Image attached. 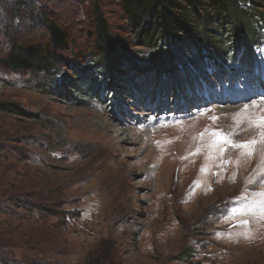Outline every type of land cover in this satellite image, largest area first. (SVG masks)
<instances>
[{
    "label": "rangeland",
    "instance_id": "374dc122",
    "mask_svg": "<svg viewBox=\"0 0 264 264\" xmlns=\"http://www.w3.org/2000/svg\"><path fill=\"white\" fill-rule=\"evenodd\" d=\"M50 3L57 27L31 21V38L51 53V73L9 67L0 36V102L16 108L0 110V255L22 264H264V35L248 67L227 61L223 38L222 62L191 48L199 66L156 70L119 0ZM97 9L128 57L89 61ZM220 112V128L194 137L203 146L187 153L184 125H173L207 129Z\"/></svg>",
    "mask_w": 264,
    "mask_h": 264
},
{
    "label": "trees",
    "instance_id": "16d2710c",
    "mask_svg": "<svg viewBox=\"0 0 264 264\" xmlns=\"http://www.w3.org/2000/svg\"><path fill=\"white\" fill-rule=\"evenodd\" d=\"M237 2L245 9L238 7ZM119 3L137 45L150 50L148 65L156 70L170 66L175 70L177 61L194 63V68L199 66L200 55L192 58L191 48L203 49V54H207L205 58L210 55L222 62L225 52L216 43L222 42L223 38L231 40L228 53L232 55L225 59L233 64L245 60V67H248L250 61L255 62L254 48L264 35V0H119ZM50 4V0H0V36L4 46L8 47L5 56L9 67L41 74H49L55 69L48 49L31 38V21L48 30L57 27L56 16L48 9ZM237 13L243 17L239 24ZM95 14L94 46L98 55H89V61L106 60L107 64V59L128 57L118 49L100 10L97 9ZM213 23L220 29H210L208 26ZM236 25H241L240 31L236 30ZM196 36L199 42H204V48L195 47ZM54 37L60 42L65 40L55 33ZM0 110L13 111L16 108L0 102ZM21 207L31 210V205ZM0 262L22 264L12 252L2 253Z\"/></svg>",
    "mask_w": 264,
    "mask_h": 264
},
{
    "label": "bare ground",
    "instance_id": "6f19581e",
    "mask_svg": "<svg viewBox=\"0 0 264 264\" xmlns=\"http://www.w3.org/2000/svg\"><path fill=\"white\" fill-rule=\"evenodd\" d=\"M211 116L213 117V119H211L210 120V124L212 125L211 127L209 126L207 129L206 128H200V125L198 126V125H196L197 126V128H194V129H192V128H189V124H195V123H199V120H197V121H190V123H187V122H181V123H176V124H174L173 126H175V125H178V124H182V125H184V127L181 129V132H182V134L184 133V136L185 137H187L188 139H189V141H187V143L185 144V150L187 151V153L189 152V151H191V152H194V151H197V150H199L203 145H202V143L200 144H194V140H193V138L194 137H197V138H200V137H202V136H209L210 135V130H213V128L214 127H216V125H217V127L218 128H220L219 126H220V124H221V119L223 118V117H225L221 112L220 113H217V114H211ZM219 123V125L217 124V123ZM216 123V124H215ZM202 124V123H201ZM185 125H187L186 127H185ZM192 126V125H191ZM182 127V126H181ZM161 129V128H160ZM163 129V128H162ZM216 129V128H215ZM133 135V134H132ZM132 138H134L133 136H132ZM221 141V140H220ZM214 143V142H213ZM186 151H185V153H186ZM217 151V150H216ZM218 151H220V150H218ZM222 152V151H221ZM214 154H216V152L214 153ZM199 156V154L197 155V157ZM200 157V156H199ZM216 158V157H215ZM189 159V158H188ZM188 161V160H187ZM216 163V162H215ZM188 166H190V165H188ZM229 178H233V177H229Z\"/></svg>",
    "mask_w": 264,
    "mask_h": 264
},
{
    "label": "snow or ice",
    "instance_id": "6c2138e0",
    "mask_svg": "<svg viewBox=\"0 0 264 264\" xmlns=\"http://www.w3.org/2000/svg\"><path fill=\"white\" fill-rule=\"evenodd\" d=\"M257 126H264V116L259 117L256 121ZM222 140H227V137L221 136L220 137ZM229 143H232L231 141H228ZM250 143H255V141H252ZM234 147H243V148H248L249 144H241V145H236L233 144ZM249 155H251V152H249ZM259 195L264 196V192L260 193Z\"/></svg>",
    "mask_w": 264,
    "mask_h": 264
}]
</instances>
